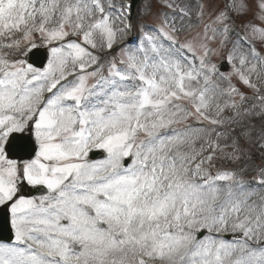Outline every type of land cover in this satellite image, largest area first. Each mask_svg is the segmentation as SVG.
<instances>
[{"label":"snow or ice","instance_id":"obj_1","mask_svg":"<svg viewBox=\"0 0 264 264\" xmlns=\"http://www.w3.org/2000/svg\"><path fill=\"white\" fill-rule=\"evenodd\" d=\"M262 53L264 0H0V264H264Z\"/></svg>","mask_w":264,"mask_h":264},{"label":"rangeland","instance_id":"obj_2","mask_svg":"<svg viewBox=\"0 0 264 264\" xmlns=\"http://www.w3.org/2000/svg\"><path fill=\"white\" fill-rule=\"evenodd\" d=\"M170 2H172L174 4V6H180V7H183L185 6L186 4H188L190 2V0H170ZM137 8H139V5H137ZM155 11L157 13H163L165 15L168 16V18L171 20V18L173 16L176 17V27L177 29H180L179 31V35L181 37V39H183V37L185 35H187V22L185 21V28L181 29L180 27V20H179V10L177 8V11L175 13H173L170 9H167V8H163L161 7L159 4L156 5V9ZM159 16L158 15H153L151 17H146V18H143L142 20H135L134 22L137 23V31L134 35H139V24L144 22V23H148V24H151V25H157L159 23ZM123 39H125V37L123 38H119L118 39V42L119 41H122ZM120 43V42H119ZM128 44V43H127ZM127 44L123 45V46H116V51L118 52L119 51V48L121 47H124L126 46ZM264 54V53H262ZM215 62L217 63L218 66L224 64H228V63H225L224 62V58L223 56H218L216 59H215ZM229 65V64H228ZM229 70L225 73L227 74L228 72L231 71V66L229 65ZM258 72H259V79H257L256 75L254 74L253 75V79L261 86L262 88V91H264V69L262 68H259L258 67ZM219 82V81H218ZM234 84H236L237 87L240 88V90L242 92H244L248 97H249V100L247 101V103L251 104V103H258V101H256L254 99V95L252 93V91L250 89H247L246 87H244L243 85H240L237 81H233ZM225 86L224 84H221V87ZM259 164V157H257V165ZM253 167H256V165H254ZM251 175H252V169H249L246 173H245V177L248 178V179H251ZM254 183V181H253ZM261 194H264V193H261ZM253 199H259V195H256L253 197Z\"/></svg>","mask_w":264,"mask_h":264},{"label":"water","instance_id":"obj_3","mask_svg":"<svg viewBox=\"0 0 264 264\" xmlns=\"http://www.w3.org/2000/svg\"><path fill=\"white\" fill-rule=\"evenodd\" d=\"M34 54H40V51H35ZM41 65L42 63L39 64V62H35V64ZM43 189H26L25 194L26 195H36V194H42ZM12 237L11 231L9 229L8 224L5 223L4 219V213L2 210H0V239H10Z\"/></svg>","mask_w":264,"mask_h":264}]
</instances>
